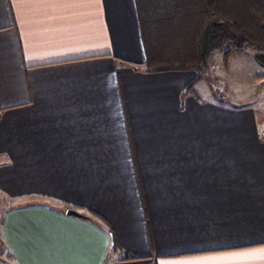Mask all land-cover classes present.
I'll return each instance as SVG.
<instances>
[{"label":"crops","instance_id":"1","mask_svg":"<svg viewBox=\"0 0 264 264\" xmlns=\"http://www.w3.org/2000/svg\"><path fill=\"white\" fill-rule=\"evenodd\" d=\"M144 60L134 0H0L7 264H264V140L196 137L191 76Z\"/></svg>","mask_w":264,"mask_h":264},{"label":"trees","instance_id":"2","mask_svg":"<svg viewBox=\"0 0 264 264\" xmlns=\"http://www.w3.org/2000/svg\"><path fill=\"white\" fill-rule=\"evenodd\" d=\"M147 72L209 67L246 48L264 67V0H134Z\"/></svg>","mask_w":264,"mask_h":264},{"label":"rangeland","instance_id":"3","mask_svg":"<svg viewBox=\"0 0 264 264\" xmlns=\"http://www.w3.org/2000/svg\"><path fill=\"white\" fill-rule=\"evenodd\" d=\"M226 51L214 54L209 67L184 72L191 76L193 94L208 105L196 137L209 138V144L220 138L225 153L230 147L247 152L250 147L242 140H264V67L254 60L255 49L228 58Z\"/></svg>","mask_w":264,"mask_h":264},{"label":"water","instance_id":"4","mask_svg":"<svg viewBox=\"0 0 264 264\" xmlns=\"http://www.w3.org/2000/svg\"><path fill=\"white\" fill-rule=\"evenodd\" d=\"M66 214L69 215V216H75V217H79V218H86L85 216L77 213L76 211H73V210H67L66 211Z\"/></svg>","mask_w":264,"mask_h":264},{"label":"built area","instance_id":"5","mask_svg":"<svg viewBox=\"0 0 264 264\" xmlns=\"http://www.w3.org/2000/svg\"><path fill=\"white\" fill-rule=\"evenodd\" d=\"M0 264H7L6 261L4 259L0 258Z\"/></svg>","mask_w":264,"mask_h":264}]
</instances>
